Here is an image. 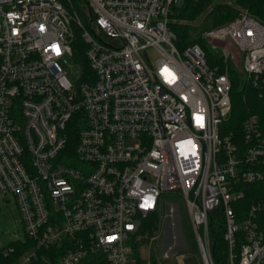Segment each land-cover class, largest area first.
Listing matches in <instances>:
<instances>
[{"label": "built area", "instance_id": "obj_1", "mask_svg": "<svg viewBox=\"0 0 264 264\" xmlns=\"http://www.w3.org/2000/svg\"><path fill=\"white\" fill-rule=\"evenodd\" d=\"M85 1L87 27L72 0H0V199L34 243L25 262L64 246L59 264H137L143 221L177 193L199 264H215L220 233L224 264H264V136L256 117L224 129L231 71L264 97V25L243 12L205 32L220 50L210 63L198 44L175 46L184 0ZM75 30L88 71L76 62L72 83L59 62L74 57Z\"/></svg>", "mask_w": 264, "mask_h": 264}, {"label": "trees", "instance_id": "obj_2", "mask_svg": "<svg viewBox=\"0 0 264 264\" xmlns=\"http://www.w3.org/2000/svg\"><path fill=\"white\" fill-rule=\"evenodd\" d=\"M72 3L78 11L79 17L85 25L88 26L87 3L85 0H72ZM212 5L210 11H206L208 6ZM238 7L246 9L250 16L264 25V0H237L231 5H223L214 3L213 0H184L180 8L174 9L171 16L170 28L176 35L175 46L178 50H184L187 47L198 44L203 47V41L199 33L204 30H211L220 27L229 21H232L237 14ZM204 15L203 20L197 25L199 18ZM76 31L74 40V57L79 62L85 72L88 71L86 61L83 56L84 43L82 42L79 30ZM205 48V47H203ZM208 62H214V58L206 51ZM231 81V111L227 121L224 124V129L230 134H238L241 132L243 122L250 118L256 117L259 131L264 136V97L259 98L257 91L247 82L240 85V80L230 72ZM264 189V185H262ZM249 201V197L245 202ZM156 227V217L149 216L142 223L141 234H152ZM222 233L213 237V252L215 264H224V242ZM27 243L17 242L13 247L14 252L7 257L0 255V264H14L21 255L29 249H34V243L27 238ZM140 243L134 245V257L137 264H142V259L139 255ZM1 251V250H0ZM64 252V246L53 247L48 250L37 251V258H32L31 264H42L45 260L52 263H57ZM30 264V263H29ZM80 264H106V261L101 255H93L85 258Z\"/></svg>", "mask_w": 264, "mask_h": 264}, {"label": "rangeland", "instance_id": "obj_3", "mask_svg": "<svg viewBox=\"0 0 264 264\" xmlns=\"http://www.w3.org/2000/svg\"><path fill=\"white\" fill-rule=\"evenodd\" d=\"M215 1L214 3H220ZM236 2L237 0L231 1V3L234 4ZM231 3H221V4L228 6L231 5ZM181 6H179L178 8H180ZM235 8L237 9L236 17L240 13L248 12L246 9L243 8L242 9L238 7ZM211 9H212V5L208 6L206 11L208 12ZM203 18L204 15H202L199 18V21H197V25L198 23H200L201 20H203ZM207 31L209 30H204L201 33H199L201 38H203L202 36ZM202 41H203V47H205L206 51L209 53L210 56L214 57L215 55H219L220 53L219 49H213L204 39H202ZM147 53L152 61L157 59V55L153 50H148ZM76 62L77 61L75 57H69V56L64 57L61 60V62H59L62 70L66 73L68 80L72 83L77 81L78 69L75 66ZM243 82L244 81L240 80V85ZM169 206L177 209V215L180 219L179 224H177V226L175 224V220L177 217L175 214H171L169 220L168 219L164 220V217L167 214V210ZM153 217H156V227L153 233L150 235L147 233H145L144 235L141 234L143 238L140 242L139 255L140 258L142 259V264H147L148 262H152L153 264H177L175 258L178 256L183 257L184 264H199L198 263L199 255L197 252L196 244L194 242L193 231L188 218V214L186 212L184 203L180 195L177 193L163 194L161 197L159 212L154 214ZM159 217H161L163 221L161 223L162 225L160 231L155 239L154 237L157 234L158 225L160 223ZM178 229L180 230V233L184 240V244L182 247H179L176 244V235L178 234ZM27 241L28 240L24 233L22 224L20 222V214L18 212L15 201L10 196H7L5 199H0V250L7 249L9 247L14 248L13 246L17 244V242L27 243ZM170 245L172 246V249L170 251V256L163 257L162 255L163 250H165ZM31 251L32 249H29L27 253L21 255L17 260H15L16 262L14 264H29V263L31 264L32 262H30V260L32 258H30L27 263L25 262L26 259L30 256ZM150 253H153L156 256V258L151 259L149 257ZM35 258H37V256ZM42 264H59V263L58 262L52 263L49 260H45V262Z\"/></svg>", "mask_w": 264, "mask_h": 264}]
</instances>
